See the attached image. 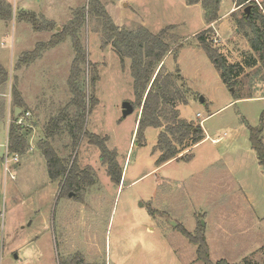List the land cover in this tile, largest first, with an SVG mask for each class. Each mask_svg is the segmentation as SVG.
Masks as SVG:
<instances>
[{"label":"rangeland","instance_id":"obj_1","mask_svg":"<svg viewBox=\"0 0 264 264\" xmlns=\"http://www.w3.org/2000/svg\"><path fill=\"white\" fill-rule=\"evenodd\" d=\"M3 1L11 7L12 18H0V70L8 73L5 80L0 75V264H205L198 258V243L182 229L205 237L214 263L225 259L232 264H264V164L251 142L253 134L264 142V65L248 70V76L229 88L196 37L212 27L210 40L229 63L259 62L245 35L249 30L237 23L247 7H236L233 14L235 0H221L220 18L210 25L203 6L186 0H102L116 25L129 31L143 27L155 35L164 32L170 51L161 73L180 71L182 79H175V85L186 97L177 100L176 107L184 119L201 124L206 138L194 147L191 160L156 164L160 130L148 127L144 145L137 137L141 110L132 60L122 59L106 44L100 21L89 16L79 30L87 51L80 85L88 104L93 98L98 103L91 107L85 129L108 138L106 145L116 153L124 175L119 184L112 181L89 134L74 147L67 132L69 117L49 141L68 169L77 161L80 170L88 171L81 185L84 198L79 200L59 196L66 176L50 178L40 146L47 140L49 120L65 106L26 107L30 115H25L24 125L36 119L40 127L26 137L25 151L8 149L9 172L5 160L8 127L15 121L13 90L23 79V87L41 99L51 91L65 94L75 50L68 37L19 67L22 55L48 42L89 0ZM260 2L264 6V0ZM22 12L35 13L43 29L22 19ZM48 23L53 30H46ZM125 101L134 105L126 117ZM71 111L72 115L75 108ZM162 112L164 122L172 119L170 106ZM189 144L181 150L186 152Z\"/></svg>","mask_w":264,"mask_h":264},{"label":"trees","instance_id":"obj_2","mask_svg":"<svg viewBox=\"0 0 264 264\" xmlns=\"http://www.w3.org/2000/svg\"><path fill=\"white\" fill-rule=\"evenodd\" d=\"M186 2L189 5L201 3L208 24L211 25L219 20L221 0H186ZM235 3L237 7H251L250 11H245L242 17L237 19V23L239 28L249 30L245 35L252 50L258 54L259 62L264 65V13L261 9V3L259 4L256 0H235ZM20 16L22 19L32 22L36 30L43 29V25L35 13L22 12ZM89 16H93L100 21L106 44L113 45L115 51L122 59L128 57L132 60L131 73L134 79L136 105L141 110L137 130L139 145L145 144V130L148 127L161 129L154 149L155 152L159 153L156 164L161 166L170 161L191 160L193 158L194 147L206 138L201 124H195L193 121L181 118L178 106L176 107V101L186 97L185 93L182 96L180 94V88L182 89V87L179 88L175 85V79H182V77H178L180 76V71L178 70L176 75L161 73L164 65L162 64V60L170 51L169 44L163 39L164 32L155 35L143 27L137 31L121 28L114 23L102 0H89L87 6L76 10L75 18L69 21L60 32L53 34L48 42H40L32 51L24 53L18 63L20 67L34 62L45 49L56 47L68 37L72 40L75 58L68 79L71 101L63 108V111L59 115L53 116L49 120L45 131L47 140H43L40 143L48 160L50 178L56 180L66 176L63 182V192L73 189V181L75 179L89 178L88 171L80 170L77 161L68 169L64 163V159L60 158L56 149L49 141V139L56 135L55 133L60 126L68 121L69 117H71V121L66 123L67 132L72 138L74 147H77L78 141L83 134H89L91 143L98 146L101 151V159L107 164L108 173L112 181L119 184L123 176V168L117 161L116 153L111 151L106 145L108 138L88 133L85 129L87 115L91 107L98 103V99L93 98L91 100L92 104L89 105L86 92L80 85L81 66L87 61V51L80 39L79 30L86 23ZM0 18L5 21L12 18L11 7L4 3L3 0H0ZM53 29L54 25L48 23L46 30ZM212 31L213 28L208 27L197 34L196 37L220 72L223 82L229 88H235L239 83V77L244 72L245 65L229 63L223 53L213 46L212 40H210ZM254 62H246V64L250 66ZM154 66H158L157 68L159 69L155 76H153L156 70ZM1 70L0 75L2 74L5 80L8 73L3 69ZM13 94L15 107L22 108L20 115L22 116L27 112V109H24V100L21 97L19 89L15 88ZM184 102L187 104L186 101ZM165 106H170L173 110L172 119L166 122H164L162 117V110ZM72 107L75 108V113L71 115ZM29 129L24 124H18L17 120L10 124L9 150L11 152L22 153L28 148L26 137L29 134ZM187 142H190V144L187 151L184 152L180 147L187 145ZM251 142L260 162L264 164V142L258 134L251 136ZM181 232L195 243H198V258L205 264H232L225 259L214 263L210 258L209 246L205 237L202 235L195 237L185 229H182Z\"/></svg>","mask_w":264,"mask_h":264},{"label":"crops","instance_id":"obj_3","mask_svg":"<svg viewBox=\"0 0 264 264\" xmlns=\"http://www.w3.org/2000/svg\"><path fill=\"white\" fill-rule=\"evenodd\" d=\"M258 3L260 2V0H256ZM261 3V2H260ZM199 4H201V3H199ZM105 5V4H104ZM194 5H196V4H194ZM202 5V4H201ZM261 5V9H264V6H262V3L260 4ZM236 5H235V7L234 8H232V11H233V13L234 12H236ZM106 8H107V6H106ZM120 26V25H119ZM121 27V26H120ZM207 27H208V25H207ZM206 27V28H207ZM121 28H124V27H121ZM125 29V28H124ZM260 62H254V64H252V65H245V69H244V72H243V74L239 77V80L244 76V77H246V76H248V74H249V71L248 70H251V71H253V72H255V70L256 69H258L259 68V66H260V64H259ZM240 64H242V63H240ZM264 67V66H263ZM249 68V69H248ZM250 71V72H251ZM254 74V73H253ZM263 74H264V71L262 72V73H260V76H263ZM256 75H257V73H256ZM43 77H44V75H43ZM68 77H69V75H67V78H66V82H65V84L67 83V81H68ZM46 78V74H45V77H44V79ZM23 79L22 80H20V86L18 87L19 88V91H20V94H21V97L23 98V100H24V109H26V107H29V106H31V105H33V106H37V107H40V106H47V105H62V106H66L70 101H71V95L68 93V85L66 84L65 85V94H62V92L60 91V93L59 94H57V93H55V92H53V91H51V92H49L48 94H46V98L47 99H45V98H40V96H37V93L36 92H30V91H27L26 90V88H24L23 87ZM32 95H36L37 96V98L35 97V96H32ZM50 98V99H49ZM246 98H250V96H246ZM40 100H42L41 101V103H40ZM44 100H47V101H45V102H43ZM49 100V101H48ZM178 109H179V111H180V108L178 107ZM14 111H15V108H14ZM28 111V110H27ZM180 117L181 118H183L182 116H181V111H180ZM138 118H139V116H138ZM36 119H33V122L32 123H28L27 125H25V126H28L30 129L28 130L29 131V134L27 135V137H29V136H33L34 135V132H35V130L38 128V127H40V125H38L37 124V122L35 121ZM34 122H36V123H34ZM160 131H161V129H159ZM160 133V132H159ZM204 133H205V131H204ZM206 136V135H205ZM8 142H9V127H8ZM3 165H4V162H3V158H1V154H0V186H1V184H2V181H3V178H2V175L4 176V172H3ZM123 175H124V169H123ZM122 179H123V176H122ZM122 179H121V181H122ZM2 195H1V192H0V219H1V207H2Z\"/></svg>","mask_w":264,"mask_h":264},{"label":"flooded vegetation","instance_id":"obj_4","mask_svg":"<svg viewBox=\"0 0 264 264\" xmlns=\"http://www.w3.org/2000/svg\"><path fill=\"white\" fill-rule=\"evenodd\" d=\"M86 182V179L85 178H78V179H75L73 181V189H70L68 192H63V183L60 185V191H59V196L61 197V195L64 193V194H67L70 198L72 199H79V200H82L84 198V192L82 191H85V189H83L81 187L82 183L83 182Z\"/></svg>","mask_w":264,"mask_h":264},{"label":"water","instance_id":"obj_5","mask_svg":"<svg viewBox=\"0 0 264 264\" xmlns=\"http://www.w3.org/2000/svg\"><path fill=\"white\" fill-rule=\"evenodd\" d=\"M250 6L247 7L246 11H250ZM203 100V98H201ZM122 108H123V116L126 117L128 115H130L131 113H133L134 111V105L129 102V101H125L122 105ZM14 120H18V118L20 117L21 113H22V108L20 107H15V111H14Z\"/></svg>","mask_w":264,"mask_h":264},{"label":"built area","instance_id":"obj_6","mask_svg":"<svg viewBox=\"0 0 264 264\" xmlns=\"http://www.w3.org/2000/svg\"><path fill=\"white\" fill-rule=\"evenodd\" d=\"M27 115H30V112L29 111H27V112H25V114H23L22 116H20L19 118H18V120H17V123L18 124H24V121H23V119H25V117ZM198 116H200L199 114H198ZM9 145L7 146V152H6V160H5V168H6V171H8L9 172V159H10V156H9ZM13 160L14 161H18L19 160V157H18V155L16 154L14 157H13Z\"/></svg>","mask_w":264,"mask_h":264}]
</instances>
